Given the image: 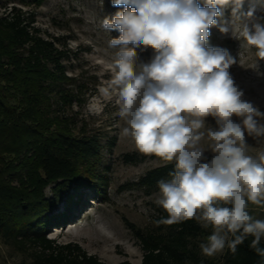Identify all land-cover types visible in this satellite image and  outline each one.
Here are the masks:
<instances>
[{"label":"clouds","instance_id":"1","mask_svg":"<svg viewBox=\"0 0 264 264\" xmlns=\"http://www.w3.org/2000/svg\"><path fill=\"white\" fill-rule=\"evenodd\" d=\"M233 16L243 20L240 35L255 55L264 60V23L255 17L257 0H231ZM229 0H111L122 10L101 20V27L119 35L109 41L122 46L114 63V76L99 87L111 99L115 91L124 137L135 148L162 160L175 161L168 179L157 182L156 203L167 213L158 224L196 220L212 232L199 245L213 256L226 246L232 253L249 236L250 247L262 258L264 220L249 213V204L264 206V152H247L248 136L264 137V112L243 99L244 93L230 73L237 60L228 50L209 44L210 28H229L218 21ZM233 32V27H232ZM131 45V47H128ZM151 48L154 58L134 67L136 49ZM258 67V65L256 66ZM208 148L197 147L206 119ZM239 118V122L233 120ZM206 151H211L209 159ZM231 237V238H229Z\"/></svg>","mask_w":264,"mask_h":264},{"label":"trees","instance_id":"2","mask_svg":"<svg viewBox=\"0 0 264 264\" xmlns=\"http://www.w3.org/2000/svg\"><path fill=\"white\" fill-rule=\"evenodd\" d=\"M228 13L236 19L233 9ZM61 45L59 38H44L35 18L28 17L21 7L12 5L0 16V236L19 249L33 248L29 264H108L79 244L57 245L47 236L52 228L67 224L69 216L56 210L71 184L77 189L104 184L103 179L91 175L101 159V139L83 130L76 134L65 109L59 106L69 105L72 90L58 89L76 81L67 74L63 63L67 50ZM8 154L12 159L3 157ZM148 156L127 154L125 159L138 163ZM174 169L175 161H166L145 173L138 185L147 194L159 191L157 182L168 179ZM24 178L31 181L29 186ZM15 180L21 185H15ZM50 184H55L53 197L47 198L45 188ZM155 209L156 223L167 217L162 207ZM125 222L144 251L142 264H264V258L250 247L251 236L235 253L226 247L224 258L212 262L200 254L198 243L204 228L196 220L157 223L159 231L148 233ZM260 247L264 248V239Z\"/></svg>","mask_w":264,"mask_h":264},{"label":"rangeland","instance_id":"3","mask_svg":"<svg viewBox=\"0 0 264 264\" xmlns=\"http://www.w3.org/2000/svg\"><path fill=\"white\" fill-rule=\"evenodd\" d=\"M200 3L203 6L204 0H200ZM12 5L21 7L28 17L35 18V26L44 38L61 40V46L67 50L68 56L63 62L65 69L76 81L58 89L72 90L69 105L59 106L65 109L76 134H81L83 130L84 134L97 135L103 145L101 159L91 169V175L103 179L104 184L96 188L78 189L71 184L68 191L62 193L56 210V213L63 212L69 216L67 224L52 228L48 238L57 245L79 244L89 255H95L108 264H119L126 260L132 264H142L144 251L125 221L133 223L144 233L159 231L155 221L159 191L147 194L138 181L149 170L166 161L152 155L138 163L126 161L127 154H144L135 148L131 138L121 134V129L126 125L118 116L115 91L111 99L99 92V87L113 78L116 54L122 47L109 45L110 39L119 33L104 30L101 20L122 8L113 7L111 0H0V16L6 14ZM233 7L231 0L222 6L223 15L217 19L229 31L221 33L218 26L211 27L209 44L228 50L237 60L229 71L243 91V99L251 101L264 112V60L256 57L255 48L247 45L240 35L243 20H236L228 13ZM242 7L249 10L250 0H244ZM254 15L264 23V0H257ZM245 19L251 21L253 18ZM136 53L134 67L139 72L143 64L154 58L155 52L141 46ZM58 90L57 94L54 93L56 98L59 97ZM54 107L57 108V105ZM233 120L239 122L237 117H233ZM261 122L264 123V120ZM207 128H217L211 116L206 119L204 128L194 130L204 133L197 147L208 148L210 145ZM246 142L249 155L257 157L264 152V137L246 134ZM205 155L209 159L212 157L211 151H206ZM3 157L12 159L9 154ZM13 182L21 185L19 180ZM23 182L27 186L31 184L25 178ZM54 186L50 184L45 188L47 198L53 197ZM70 196L73 200H70ZM248 210L254 218L264 220V206L249 204ZM211 232V228H204L198 244L206 242ZM226 247L211 257L203 255L201 249L200 254L204 260L219 262L224 258ZM33 254V248L19 249L6 243L0 236V264H29Z\"/></svg>","mask_w":264,"mask_h":264}]
</instances>
